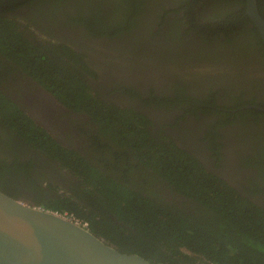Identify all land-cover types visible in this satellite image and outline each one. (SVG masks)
Returning a JSON list of instances; mask_svg holds the SVG:
<instances>
[{
	"label": "flooded vegetation",
	"instance_id": "flooded-vegetation-1",
	"mask_svg": "<svg viewBox=\"0 0 264 264\" xmlns=\"http://www.w3.org/2000/svg\"><path fill=\"white\" fill-rule=\"evenodd\" d=\"M140 2L143 11L130 31L111 37L63 26L60 19L44 21L50 33L39 32L86 59L93 74L83 71L84 79L94 98L134 110L154 143L172 142L264 210V41L247 15V0ZM187 2L194 18L186 14ZM256 2L264 19V0ZM14 79L7 93L36 125L64 149L89 160L101 157L88 136L98 129L91 116L66 106L30 77ZM0 138V162L30 163L27 170L8 172L5 181L13 188L5 193H20L18 198L42 207L62 186L79 182L42 150L9 144L1 129ZM161 185L167 200L189 201L164 180Z\"/></svg>",
	"mask_w": 264,
	"mask_h": 264
},
{
	"label": "trees",
	"instance_id": "trees-1",
	"mask_svg": "<svg viewBox=\"0 0 264 264\" xmlns=\"http://www.w3.org/2000/svg\"><path fill=\"white\" fill-rule=\"evenodd\" d=\"M141 4L0 0V129L9 144L38 148L79 179L62 186L63 192L46 199L42 208L86 222L93 234L120 252L138 254L152 264H264V210L172 142L154 143L134 110L94 98L84 79L83 71L93 74L86 59L67 43H52L40 33H50L44 21L60 19L63 26L111 37L130 31L143 11ZM187 4L181 10L194 18ZM17 75L30 77L66 106L91 116L98 129L87 135L101 157L89 160L64 149L36 125L7 93V83ZM128 151L136 154L125 158ZM29 164L0 162V191L13 188L5 181L9 171L27 170ZM163 180L189 201L167 200Z\"/></svg>",
	"mask_w": 264,
	"mask_h": 264
},
{
	"label": "water",
	"instance_id": "water-1",
	"mask_svg": "<svg viewBox=\"0 0 264 264\" xmlns=\"http://www.w3.org/2000/svg\"><path fill=\"white\" fill-rule=\"evenodd\" d=\"M246 12L264 41L256 0ZM0 264H152L120 252L71 219L0 191Z\"/></svg>",
	"mask_w": 264,
	"mask_h": 264
},
{
	"label": "built area",
	"instance_id": "built-area-1",
	"mask_svg": "<svg viewBox=\"0 0 264 264\" xmlns=\"http://www.w3.org/2000/svg\"><path fill=\"white\" fill-rule=\"evenodd\" d=\"M53 212H57V211H53ZM57 213H59V212H57ZM59 214H61V215L65 216V217L71 219L73 222H75L76 224H78V225H80V226H82V227H84V228H88L86 222H82V221H80L79 219H77V218H75V217H73V216H69V215L66 214V213H59Z\"/></svg>",
	"mask_w": 264,
	"mask_h": 264
}]
</instances>
